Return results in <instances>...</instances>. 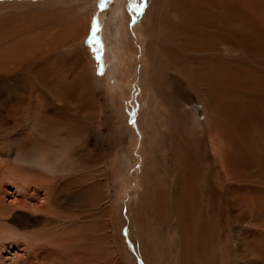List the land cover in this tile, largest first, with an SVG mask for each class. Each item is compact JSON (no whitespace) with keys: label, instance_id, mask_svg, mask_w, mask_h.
I'll return each mask as SVG.
<instances>
[{"label":"bare ground","instance_id":"1","mask_svg":"<svg viewBox=\"0 0 264 264\" xmlns=\"http://www.w3.org/2000/svg\"><path fill=\"white\" fill-rule=\"evenodd\" d=\"M127 4V0L120 3L113 20V39L109 40V46L112 49L111 59L114 67L111 66L110 74L115 67L118 70L126 69L120 61L124 57L122 46L129 21ZM149 4V21L145 23V35L164 41L167 47L168 68L158 66L157 48L155 47L154 51L151 47L153 45L150 44L144 60L148 68L144 69L142 76L150 89H144L143 94L145 97L150 93V101L156 97L161 104L164 103L171 118L165 120L167 123L160 118L155 120L144 110L139 113L137 125H145L151 135L158 130L162 132V129L164 134L165 129L173 133L177 122L173 110L181 107L186 110L188 106L203 103V114H206L207 118L202 126L205 128L207 125L211 130L207 136L209 139L205 138L211 150L209 157L215 172L213 177L210 176L211 178L201 185L196 176L198 165L195 160L185 153L186 149L179 146L177 141H172L173 163L176 164L180 179L174 202L166 212L167 217L174 219L180 245L178 248L173 246L172 252L178 253L180 264H194L197 249L200 253L204 252L203 248L209 244L211 237H216L206 223L199 195L202 193L217 197L218 194H224L228 204L227 216L234 219L228 225L233 236V239L228 241V253L234 257L230 263L264 264V0H149ZM91 10L90 5L82 0H0V137L3 132L10 131L12 141L9 144L17 149L29 151L30 161L39 168V176L31 180L39 187L38 191L28 194L32 206L39 211L61 207L73 209V194H65L59 186L60 183L53 186L54 177H48L46 174L51 172L49 169L52 167V171L66 173L67 181L73 179V176H79L78 169L72 166L71 158L80 149L75 147L76 141L70 134L69 138L67 137V130L83 129L84 125L80 121L85 117L79 118L61 95L58 96L63 98V106L56 103L45 87L46 73L57 76L62 70L66 71L63 67L65 61V64L70 66L67 72L69 71L72 77L82 75L89 81L91 93L101 90L108 95L107 89L99 82L93 69L92 58L84 46L90 27ZM223 46L238 54L230 63H223L221 59L225 50ZM66 53L71 57L64 59ZM242 58L261 63V70L249 69ZM168 72L172 74L169 75ZM169 78L182 87V95L185 98L182 105L173 100L174 92L170 91L171 89H164L162 92V87L164 84L168 85ZM30 80L37 83L38 87L30 90L27 86ZM48 80L57 85L53 78ZM17 90L21 92L18 101ZM37 93L42 103L37 101V98L33 99ZM12 100L18 102V105H13ZM122 109L123 106L115 113L121 116L125 111ZM193 109L194 114L195 107ZM65 111H70L76 119L66 117ZM128 113L131 115L130 111ZM57 131L61 132L59 136L54 134ZM31 138L34 140L31 141ZM167 138L163 140L164 146L170 145L171 139ZM151 145L149 141L143 142L142 146L148 154H152ZM111 178L107 182L108 185L110 180H113V175ZM145 186L142 204L129 209V215L121 208L120 213L115 216V209L111 211L108 228L116 251L126 247V226L147 225L146 218L155 213L153 196L157 194L161 197L164 193V188L155 187L151 179L146 180ZM39 190L55 192L48 206L46 203H38ZM22 199L20 203L27 206V197L24 195ZM201 221L203 222L197 228L196 224ZM170 227L173 228V225ZM138 228L143 230L144 227ZM25 235L27 236L26 233ZM147 237L150 236H146V240ZM149 241L145 244L146 251L153 259L155 250ZM40 242L43 244L42 240ZM29 245L33 247V244ZM37 249L39 250L34 252V256L39 257L38 260L26 259V263L58 264L61 259L60 253L56 254L57 258H52L47 253L48 250L42 247ZM58 249L55 251L58 252ZM172 252L168 255H172ZM32 254L29 256L32 257ZM116 262L123 264L121 258Z\"/></svg>","mask_w":264,"mask_h":264},{"label":"rangeland","instance_id":"2","mask_svg":"<svg viewBox=\"0 0 264 264\" xmlns=\"http://www.w3.org/2000/svg\"><path fill=\"white\" fill-rule=\"evenodd\" d=\"M82 1L87 2L92 9L90 27L84 46L88 49L92 58L93 69L99 82L107 89L108 95L106 96L101 90L91 93L89 81L84 79L82 75L77 78L75 75V78L72 77L70 72H67L70 66H67L68 63L66 65L65 61H63V67L66 68V71L65 69L62 70L63 73H58L57 76L46 73L44 80L49 94L52 95L59 106H63L64 101L62 99L64 98L79 118L85 116L81 121L77 118L84 125L83 129L67 130V137L69 138L71 135L76 141L75 147L80 149L71 158L72 166L74 165L78 169L79 176H73V179L67 181L68 176L66 173L52 171V167L49 169L51 172L46 174L48 177H54L53 186L60 183L59 186L65 194H73V209L69 210L61 207L39 211L32 206L28 194H34L35 191H38L39 187H36L31 180L39 174V168L30 161L29 151L17 149L9 144L12 141L9 135L11 132H3L0 137V264H28L25 261L33 259L37 261L39 257L34 256L36 255L34 252L39 250L37 248L40 247L48 250L47 253L52 258H57L55 257L56 254L59 255L60 253L62 261L59 259L58 264H118L116 260L118 261L120 258L123 264H180L178 253L173 254L172 252L173 246L175 248L180 247L175 230L176 225L174 219L167 217L166 213L169 205L174 202L180 181L176 164L173 163L172 141H177L179 146L186 149L185 153L195 160L198 165L196 176L201 185L213 177L215 174L214 164L209 157L211 150L207 146L208 140H206L211 130L207 125L205 128L202 126L206 120L205 118H207L206 114H203L204 105L198 102L193 106L196 111L195 115L191 106L186 107V110L184 107L178 108V110L177 108L174 109L173 112L177 117V122L173 133L165 129L166 135L162 133V129V132L158 130L151 135L145 125L138 123V127L139 113L144 110H147L150 118L152 117L155 120L160 118V120L167 123L165 120L171 118V114L164 103L161 104V101L156 97L155 100L150 101V93L145 97L143 94L144 89L145 91L150 89L148 84L145 83L146 79H142L144 71L148 68L144 60H146L147 47L150 44L153 45L151 47L154 51L155 47L157 48L158 66L164 69L168 68L167 47L164 41L158 37L151 39L145 35V23L149 21L147 16L150 6L149 0H127L129 3L127 4L129 21L126 25V37L122 46V56L124 57L120 61L126 69L118 70L115 67L112 74L109 70H111V66L114 67V64L111 59L112 49L109 46V40L113 39V20L116 18L120 3L123 0ZM72 3L75 2L72 1ZM141 6H143L142 10ZM223 49H225L221 55L223 63H230L238 56L229 47L223 46ZM161 51L162 53H159ZM69 55V53H66L65 58H63H70L71 55ZM242 59H245L243 61L247 63L249 69L253 71L261 70L259 69L261 63L246 58ZM170 74L172 73L170 72ZM49 78H53L57 85L50 83ZM175 82L169 78L168 85L164 84L165 88L162 87V92L171 89L170 91L174 92L173 100H177L176 102L182 105V101L185 99L182 95V87L179 83L175 84ZM27 86L30 90L38 87L33 80H30ZM54 90L55 93H53ZM16 93L17 100H14L18 101L21 92L17 90ZM37 95L38 93L33 99L37 98V101L41 102L42 99H39ZM164 99L167 98L164 97ZM184 103L188 104L187 102ZM13 105H18V102L13 101ZM37 105H39L38 102ZM122 106L125 111L119 116L115 111ZM128 111L131 112V115ZM69 112L65 111L64 115L69 119H76L74 114ZM36 121L38 122V120ZM54 134L59 136L61 132L58 133L57 131ZM165 138L171 139L170 145H163ZM30 140L33 141L34 139L31 138ZM147 140L152 144L150 146L152 154H148L142 146L143 142H148ZM112 175L113 180H110L108 185L107 182L112 179ZM147 179H151L155 187H163L164 193L161 197L157 194L153 196L155 213L153 216L146 218L147 225L139 224L144 227L143 230L138 228L139 225L126 226L125 242L128 249L125 247L116 251L113 247L115 244L110 238V228H108L111 211L115 209L113 211L115 216V214L120 213L121 208L125 209L124 213L128 212L129 215V212H131L129 209H132L133 206H140L142 204V192H146L145 182ZM51 192L39 190L38 203L41 205L46 203V206H48L55 193L53 190ZM24 195L28 199L27 206L20 203ZM199 199L203 203L202 209L204 208L203 213L206 223L213 231L212 234H216V237H211L212 240L210 239L209 244L203 248L204 252L200 253L197 249L194 264H233L230 262L233 261L234 257L228 253L230 249L228 241L233 239L228 225L234 219L227 216L226 196L218 194L217 197L212 195L209 197L201 193ZM116 220L118 219L116 218ZM119 221H121V218H119ZM203 221L198 222L196 227L199 228ZM170 225H173V228ZM17 235L22 237H17ZM144 235L150 236L147 237L148 240ZM38 237L42 238L39 239ZM41 240L43 244L40 242ZM148 241L151 242L155 250L153 259L146 251L145 244ZM29 244H33V247H30ZM40 244L41 246H39ZM171 245L172 247H170ZM55 247L56 249L59 248L58 252L55 251ZM170 252H172V255L169 256L168 253ZM126 253L127 255H125ZM30 254H32V257L29 256Z\"/></svg>","mask_w":264,"mask_h":264},{"label":"snow or ice","instance_id":"3","mask_svg":"<svg viewBox=\"0 0 264 264\" xmlns=\"http://www.w3.org/2000/svg\"><path fill=\"white\" fill-rule=\"evenodd\" d=\"M143 9V6H141V10ZM93 35H94V33H93ZM98 59H99V57H97ZM137 167H139V166H137Z\"/></svg>","mask_w":264,"mask_h":264}]
</instances>
